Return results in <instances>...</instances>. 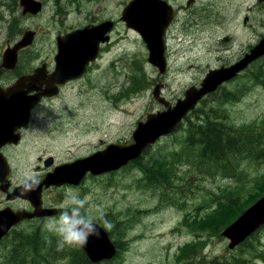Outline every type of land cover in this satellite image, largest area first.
Returning a JSON list of instances; mask_svg holds the SVG:
<instances>
[{
    "label": "rangeland",
    "instance_id": "rangeland-1",
    "mask_svg": "<svg viewBox=\"0 0 264 264\" xmlns=\"http://www.w3.org/2000/svg\"><path fill=\"white\" fill-rule=\"evenodd\" d=\"M41 1L44 3L41 13L25 16L20 0H17V6H12L8 0H0V67L8 44L13 45L18 42L28 30L36 32L34 44L26 51L20 52L22 57L18 69L9 73L3 70L4 76L0 79L9 80L3 82L4 84L12 83L10 81L30 69L43 68L44 63L54 69L55 37L59 32L78 25L85 27L98 18L103 21L107 19L115 21V27L111 33V44L106 46L105 54L95 64L93 71L84 78L69 83L58 99L44 102V105L49 106L43 110L48 114V119L37 118L30 127L21 151L9 152L13 157L14 182H20L26 173L33 172V167L45 158L52 156L60 158L56 163L60 164L65 161L64 156L73 153V148L63 156L52 149H46L51 143L54 128L62 124L60 114L66 116V122L76 118L81 124L75 134L78 138V143L75 145L78 153L76 155L79 157L102 149L109 143L116 142L118 138L129 141L137 127V122L145 120L149 113L164 109L153 96L154 87L159 81L165 84L163 95L174 104L179 98L184 97L188 87L198 85L210 68L218 67L220 61L219 51L216 50V37L220 39L229 35L231 39L226 41V45L230 49L222 50L220 55L227 56L231 51L233 57H236L242 50H248L249 47L256 45L263 36L259 37L260 33L264 31V2L202 0L194 7L195 15L188 16L187 12L179 14L180 24L191 19L187 31H181V39L185 46L198 43L208 53L215 52L209 54L206 60H196L193 58L199 53L202 54L199 52V47L193 46V49H188L176 44L174 39L171 44L176 54L172 57L168 73L161 76L158 69L148 62L149 51L144 40L136 31L128 28L121 18L123 9L131 0H74V4L65 11L64 17L57 16L54 10L56 0ZM186 2L187 0H172V3L179 8ZM216 33L217 35H213ZM182 54H186L188 60ZM260 63H264V57L250 68L256 69ZM139 66H142L152 84L130 98H117L124 86L131 84L130 77L138 73ZM245 75L246 73L243 76ZM159 76L161 78L157 79ZM244 84L246 86L243 87ZM224 85L229 90L244 91L238 101L226 102L220 108L222 112H227L223 116L225 120L241 125L264 116L262 84L256 83L252 77L246 79L240 77ZM218 106V100L209 96L206 102H201L198 107L211 109L213 114L214 108L216 110ZM187 126L188 121L185 120L181 129L161 138L151 147L150 154L145 156L144 160L170 158L172 152H180L183 147L181 140L186 135ZM81 134L90 135L82 144ZM227 134H229L227 130H217V137ZM33 144L42 147L39 152L31 147ZM176 163L177 177H168L172 183L162 181L166 184L160 185L159 189L141 188L137 179L140 176L139 170L135 167L104 173L107 175L99 177L98 182L93 184L94 200H89L86 209L95 219L99 212L102 211L106 215V211L117 208L113 210V217H105L113 225L108 231L111 234L119 232L121 234L119 240L127 244L122 264H210L215 263L216 260L225 261L245 254L240 247L245 241L231 247V240L222 234L219 237L211 236L204 249L203 245H198L193 250L187 251V243L198 238L204 240L209 236L207 234L203 236L201 230L193 231L185 225L184 220L186 215L192 218L204 200L209 201L214 198L222 189L241 184L246 186V196L250 201H254L243 211L244 213L264 197V162L244 164L245 173L239 180L224 178L219 174L214 176L203 174L197 168L186 165L183 168L189 171H180L181 164H178L180 161ZM257 176L260 177L254 180ZM141 178H145L143 173ZM74 194L79 195V192ZM67 195L64 190L54 189L48 192L46 198L61 207ZM58 199L59 203H57ZM120 209H123L124 215L131 220H139L142 214L140 221L123 222L121 229L116 230L114 226L117 225V220L127 219L123 216L119 218ZM200 211L204 214L206 209ZM42 231H47L45 225ZM197 234L200 236L196 237ZM259 235L261 244L257 248L263 251V256L252 257V262L264 264V228L259 231Z\"/></svg>",
    "mask_w": 264,
    "mask_h": 264
},
{
    "label": "water",
    "instance_id": "water-1",
    "mask_svg": "<svg viewBox=\"0 0 264 264\" xmlns=\"http://www.w3.org/2000/svg\"><path fill=\"white\" fill-rule=\"evenodd\" d=\"M195 0H189L188 5ZM264 2V0H259ZM23 14H38L43 9L40 0H20ZM175 7L167 0H131L122 12V20L128 28L138 32L149 50L148 61L159 69L161 74L167 71L164 34L175 18ZM114 22L104 21L94 26H86L72 31L60 39V48L56 57V68L46 75V67L37 68L36 72L20 76L16 82L6 89L0 85V148L7 144L18 143L15 132L28 124L32 109L42 97H52L58 94L60 85L82 77L88 66L99 56L100 44L109 40L108 32ZM35 38V32L28 30L23 37L13 45H8L2 56V67L14 70L19 60V52L30 46ZM264 56V37L254 45L244 57L227 67L208 71L200 86H191L185 91L183 98L174 104L162 95L164 84L158 83L153 91L154 98L165 109L149 113L146 120H141L132 134V142L110 143L104 149L87 157L57 166L48 173L34 190L22 193L20 185L11 194L12 198L25 197L34 211H16L8 208L0 210V238L7 230L22 218L43 217L55 215L56 209H46L42 203V190L52 185L64 183L80 184L87 172L101 175L125 167L130 161L141 157L143 152L155 144L161 137L174 132L180 122L196 108L198 102L207 94L215 92L223 83L234 79L252 62ZM45 85V90L38 89ZM31 119V118H30ZM7 160L0 152V178L3 189L9 184L2 176L7 172ZM264 224V197L246 210L236 221L223 230L222 235L228 237L231 247L245 241L261 225ZM93 244H112L108 233L100 228L99 238L90 236L84 246L87 250Z\"/></svg>",
    "mask_w": 264,
    "mask_h": 264
},
{
    "label": "flooded vegetation",
    "instance_id": "flooded-vegetation-1",
    "mask_svg": "<svg viewBox=\"0 0 264 264\" xmlns=\"http://www.w3.org/2000/svg\"><path fill=\"white\" fill-rule=\"evenodd\" d=\"M8 1L12 4V6H17V0H8ZM201 1L202 0H195L192 4L188 5V3H187L188 0H187L185 5L181 6L180 8H179V6H177L176 7L177 16L181 12H187L188 16L195 15L196 11H195L194 7H195V5L200 3ZM170 2H172V0H170ZM73 4H74V0H65V1L64 0H56L54 10H55V12H57V16H63L64 17L65 11L68 10ZM25 16H32V15L30 13H27V14H25ZM177 16H176V19L167 28L166 35H165V47H166V50H168V55H169V50L170 51L173 50L171 42L174 39H176V42H177L176 44L183 45L184 47H186L188 49H191V48L193 49V46L199 47V49H200L199 52H201L202 54L199 53L193 59H196V60L198 59L200 61L206 60L207 56L209 54H213L215 51L208 53L206 51V49L201 44H198V43L195 45L193 44L192 46H185L183 44V40L181 39V31L182 30L187 31V29H188L187 26H188V24H191V19L187 20L183 24H180ZM105 21H107V20H105ZM102 22H104V21L98 18V19H95L92 23L87 24V26H94V25L100 24ZM244 22L246 23L247 21L245 20ZM79 26H82V25L75 26L71 29H65L64 32H61V33L59 32V34L56 35V37H55L56 53L54 55L55 67L53 69L52 66L49 67L47 63H44L43 66L46 67V75L53 73V71L56 68L55 57L57 55H59L58 52H59V48H60V45H59L60 39L62 37H64L65 35H67L68 33H70L71 31H75V29ZM114 27H115V21H114V26H113L112 30L110 32H108V34H107L109 36V40L100 44L99 56L97 57V59L94 62H92L88 66L87 72L82 77H80L76 80L84 78L87 74H90L93 71V69L96 66L95 64L99 61V59L102 57V55L105 54L106 46L111 44V39H112L111 33H112ZM213 35H217V33L213 34ZM226 36H228V35H225L220 39L218 37H216V43H217L216 50L219 51L218 57H219V61H220V63L218 64V68L227 67V66L232 65L233 63L237 62L239 59L244 57V55L248 51H250L252 48V46H251V47H249L248 50H242L241 53L238 54L236 57H233V54L231 53V51L229 52V54L227 56H225V54L220 55L222 50L227 51L230 49V47H228L226 45V41H229L231 38L229 37L228 40H226ZM261 36L264 37V31L262 33H260L259 37H261ZM29 47H27V48H29ZM27 48L22 49V50L26 51ZM182 56L188 60V56H186V54H182ZM21 57L19 54V60H18V64H17L16 69L9 70V69L2 67V65H1V68H3L4 70H7V71H11V72L16 71L18 66H19V62L21 60ZM196 63L197 64H203L204 62H196ZM36 69L37 68L30 69L27 72H24L22 74H24V75L25 74H32V73L36 72ZM244 71H242V73H240L237 77L240 78L243 75ZM22 74H20V75H22ZM18 77H16V78H18ZM16 78L14 80L10 81L12 83H8V84L3 83V82H9L8 79H3V80L0 79V85L3 86L4 88H7L13 84V82L16 80ZM76 80H73V81H76ZM73 81H69L65 85H60L58 88V94L57 95L52 96V97H42V99L39 102H41V101H43V102L54 101V100L58 99V97H60L64 93V91L66 90V86ZM223 86L224 85H222V87ZM44 90H45V85H43V87L38 89V91L40 93L43 92ZM241 95H242V93H241ZM37 105L32 109V114L30 115L31 119L29 118L30 121H28V124L25 126H22L20 129H18L15 132L16 134H18V139H17V140H19L18 143L7 144V145L3 146L2 148H0V152L4 154V156L7 160V163H8L7 172L2 176V178L4 180H6L5 183L9 184V186L7 187L8 189L4 190L3 189V183L1 182V178H0V210L11 208V209H14L16 211L25 210V211L31 212V213L34 211V207L32 206L31 202L28 199H26L25 197H16V198L11 197V194L13 193L15 188L20 185L21 181L20 182H14V180H13V177H14V166H13V161H12L13 157L9 154V152L21 151L22 146L25 144V142L27 140V135L30 131L31 125H33L37 120V118H33L34 114L40 113L39 112L40 107H37ZM60 121L62 122V124L58 125L56 129L54 128V132L51 134V143L48 145V147L46 149H52L62 156L65 152L71 150L72 148L74 149V151L72 154L64 156L65 161L61 162L60 164H56L60 158H54L53 156L50 158H45L42 161H39V163L33 167V172L38 173L41 181H43V179L46 177V175L48 173L52 172L57 166H61L63 164L73 162L79 158H83V157H79L76 155L78 153L76 152L77 147H75V145L78 143V138L75 134L78 132V129H79L81 124L76 120V118L72 119L69 122H66L67 121L66 116L61 115V114H60ZM139 122H137V125ZM88 137H90V135L81 134V139L83 141V142H81V144L86 142ZM131 141H132V134H131V139L129 141H126L123 138H118V140L116 142H111V143L123 144V143H129ZM31 147L33 149L35 148V150L38 152L42 148L38 144H33V145H31ZM104 148H102V149H104ZM102 149H98L97 151L102 150ZM93 153H91V154H93ZM91 154H88V155H91ZM87 156H84V157H87ZM140 158L141 157H139L136 160L131 161L129 163V165L131 163L139 160ZM122 169H120V170H122ZM106 175L107 174L96 176V175H93L91 172H87L85 174L84 178L81 180L80 184H78V185L73 184V183H64V184L59 185V186L52 185L50 187H44L42 190L43 207L46 209H56L57 213L55 215H46L43 217H39V216H35L32 218L25 217V218H22L16 224L12 225L7 230V232L0 238V264H122L124 257H125V251L127 248V244H125L123 241L119 240V238L121 237L119 232H114L113 236H111L109 231H107L109 233L110 237L112 238V241L114 244H93L94 246L92 248H90L89 250H87L85 247L65 246L63 248V250L58 251L57 250V244H50L49 242H46L42 238L39 239V244H28L29 231L35 232L40 228L42 229V227H44L45 223L48 220H53V219L58 218L59 213L61 211V207L58 204L55 205L52 201H49L46 198L48 192H50L54 189L64 190L66 193H69V192L75 193L78 191L80 198H84L85 196H87L89 198V200L91 201V200H94L93 187H92L93 184L95 182H98L99 177H103ZM59 201L60 200L58 199L57 203H59ZM116 209L117 208H111L109 211H106L105 216L107 218L113 217L112 216L113 210H116ZM120 210L121 211L119 213V218L122 216L126 217L124 215L123 209H120ZM86 214H88L87 209H86ZM141 216H142V214H141ZM141 216H140V219H141ZM126 218L127 219L122 218V221L117 220L118 221L117 225L114 226V227H116V230L121 229L122 223L129 219L128 217H126ZM140 219L139 220H133V222L138 223L140 221ZM96 222L99 223L98 220ZM56 240H58V239H56ZM52 242L53 241H51V243ZM45 243H48V244H45Z\"/></svg>",
    "mask_w": 264,
    "mask_h": 264
},
{
    "label": "trees",
    "instance_id": "trees-1",
    "mask_svg": "<svg viewBox=\"0 0 264 264\" xmlns=\"http://www.w3.org/2000/svg\"><path fill=\"white\" fill-rule=\"evenodd\" d=\"M138 69V73L130 77L131 84L124 86L125 88L120 91L122 92L120 96L116 97L119 99L130 98L132 95L149 88L152 83L148 79L146 72L142 66H139ZM3 70L0 67V78L4 76ZM4 72L9 73L11 71L4 70ZM245 73L246 75L243 76ZM243 75L241 76L242 79L252 77L256 83L264 86V63H260L256 69L249 68L243 72ZM244 86L246 85L244 84ZM221 91L223 92L220 95ZM241 93L243 94L244 91L229 90L223 86L216 92L208 94L206 98L210 96L218 100L219 108L216 110L214 108L215 112L212 114L211 109L206 110L205 107H196L185 118L188 121V126L186 135L181 140L183 147L180 152H172L170 158L162 157L161 159L156 158L145 161L144 158L150 154L151 146L144 156L124 169L137 168L140 175L137 178L139 186L154 190L159 189L160 185L166 184L162 181H167L169 184L172 183L168 177H177L175 171L177 161H180L178 164H181L179 166L180 171H189L183 168L186 165L197 168L203 174L212 176L219 174L224 178H234L236 180L243 178L245 173L244 164L264 162V116L241 125L225 120L223 116L227 112H222L220 108L226 102L238 101ZM206 98L202 99L201 102L205 103ZM219 111L221 113H216ZM226 117L228 116L226 115ZM181 128L182 124L178 129ZM219 129L227 130L229 134L217 137V130ZM174 133L175 131L171 134ZM219 139L222 140L220 141ZM142 173L145 178H141ZM260 176L255 177L254 180ZM245 188L246 186L241 184L222 189L214 198L209 201L204 200L202 206L198 208V212L192 218L188 215L185 216V225L193 231L201 230L203 236L206 234L209 236L205 237L204 240L198 238L187 243V251L193 250L198 245H203L202 248L204 249V245L209 242L211 236H221V231L254 202L250 201L249 197L246 196ZM201 209H206V212L202 214ZM125 222L130 221L127 220ZM259 231L255 232L240 246L245 254L234 256L225 261L216 260L215 264H255L252 262V257L256 255L263 256V251H259L257 248L261 244ZM109 233L111 234L110 231ZM46 234L47 232H42L41 228L35 232L29 231L28 244H39V239H44L46 236L55 238L54 235ZM199 236V234L196 235V237ZM50 244H57L56 238Z\"/></svg>",
    "mask_w": 264,
    "mask_h": 264
},
{
    "label": "clouds",
    "instance_id": "clouds-1",
    "mask_svg": "<svg viewBox=\"0 0 264 264\" xmlns=\"http://www.w3.org/2000/svg\"><path fill=\"white\" fill-rule=\"evenodd\" d=\"M43 106V107H41ZM37 107H40V113H35L33 118L48 119V114L44 113V102H38ZM41 183L40 177L36 172H28L20 182L22 193L34 191ZM89 198L85 196L80 198L78 194L69 192L64 203L61 205V211L58 218L48 221L45 228L48 232L55 234L58 237L57 250H63L65 246L69 247H84L88 243L90 236L99 238L100 228L111 230L112 223L106 219L101 211L94 219L86 214V205ZM99 221L97 223L96 221ZM51 243V241H48Z\"/></svg>",
    "mask_w": 264,
    "mask_h": 264
},
{
    "label": "bare ground",
    "instance_id": "bare-ground-1",
    "mask_svg": "<svg viewBox=\"0 0 264 264\" xmlns=\"http://www.w3.org/2000/svg\"><path fill=\"white\" fill-rule=\"evenodd\" d=\"M221 176V175H220Z\"/></svg>",
    "mask_w": 264,
    "mask_h": 264
}]
</instances>
